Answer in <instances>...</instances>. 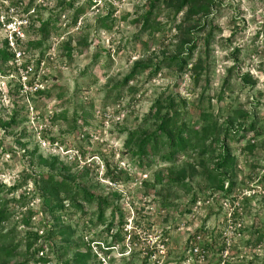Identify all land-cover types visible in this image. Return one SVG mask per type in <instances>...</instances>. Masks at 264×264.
<instances>
[{"label": "rangeland", "instance_id": "obj_1", "mask_svg": "<svg viewBox=\"0 0 264 264\" xmlns=\"http://www.w3.org/2000/svg\"><path fill=\"white\" fill-rule=\"evenodd\" d=\"M152 1L0 2V48L7 40L14 53V61L0 62V184L6 190L18 186L14 193L0 194V204L11 213L4 228H16L15 243L23 252L27 232L40 236L55 224L32 180L49 173L39 158L56 159L58 167L69 169L64 175L87 172L77 185L106 204L103 223H97V202L80 203L76 210L61 198L60 225L80 252L90 247L96 256L91 263L264 264V0H217L204 20L205 31L195 35L199 43L191 61H205L206 83L196 86L189 73L163 68L123 86L135 62L157 64L174 50V27L182 14L159 7L155 15L162 29L140 33L139 18ZM44 22L48 33L40 32ZM79 41L89 46L81 54ZM66 46L73 49L70 56ZM25 67L32 71L26 74ZM242 76L255 83L243 82ZM171 95L185 100L182 113L190 124L201 111L210 113L221 130L237 111L248 114L240 120L245 126L256 122V132L244 139L231 138L232 131L226 139L235 165L223 192L209 188L200 168L186 177V187L167 186L170 169L192 166L193 148L172 162L155 157L147 167L125 149L128 133L142 126L154 102ZM12 117L15 124L5 128ZM153 124L149 119L146 129L153 131ZM157 173L162 183L155 182ZM41 241L36 246L44 244L39 257L45 264L72 259L74 251L66 255L58 249L60 236L51 246ZM107 246L112 247L106 255Z\"/></svg>", "mask_w": 264, "mask_h": 264}, {"label": "trees", "instance_id": "obj_2", "mask_svg": "<svg viewBox=\"0 0 264 264\" xmlns=\"http://www.w3.org/2000/svg\"><path fill=\"white\" fill-rule=\"evenodd\" d=\"M34 1V0H31ZM162 7L169 14L177 16L182 14V19L174 27L177 30L176 43L171 55L164 56L157 64H152L151 60L146 62H135L130 72L123 79V86L133 81L138 75L149 72L150 76L157 75L161 69H170L174 73H189L196 86H199L201 81L207 82V73L205 72V61L198 58L191 63L193 52L198 48V39L196 33L205 31L206 26L204 20L208 19L214 9L218 7L217 0H153L149 4V9L145 15L139 18L141 21L140 33H156L163 26L156 21L155 11ZM158 8V9H157ZM158 11V12H159ZM76 16L73 23H76ZM104 19L100 20L103 22ZM138 22V21H137ZM48 22H44L40 28L41 33H48ZM211 38V32L203 39V43L208 46ZM41 42L38 43V47ZM0 48V62L6 64L14 61V53L8 51L9 43L3 41ZM67 47V46H66ZM68 56L71 55L73 49L67 47ZM89 46L86 41H79L76 51L81 54L87 51ZM230 71V70H229ZM204 78V79H203ZM245 83H255L249 76H242ZM228 79H225L224 84H227ZM205 88L199 95V102L205 97ZM39 92H37L38 94ZM186 104L185 100L178 96H167L165 99L158 98L150 113L145 117L141 127L128 133V137L124 143L126 150L137 158L139 166H150L155 157H159L163 162H172L173 158L178 153H183L187 148H193L195 152V161L192 166L181 167L177 170H169V178L167 186L184 188V181L189 175H197L196 170L201 169V178L209 185L213 192L224 191V179L228 173L232 171L235 165V158L226 147V139L229 133L232 137L240 135L238 139H244L249 133L256 132L255 121L249 126L241 123L240 120L247 119L248 114L244 111H237L234 116L228 118L226 127L221 130L217 122L213 121L212 115L207 111H201L199 119L195 124H190L184 119L182 107ZM149 119L153 121L154 130H148ZM15 124V119L12 117L9 122L3 124L5 128H10ZM237 129V132L234 131ZM150 128V127H149ZM253 146L247 145L246 149L251 150ZM167 151L165 152V150ZM39 163L46 166L49 170L47 174H36L32 180L36 190L43 195V205L47 209V213L56 217V222L50 226L47 232L38 236L36 233L27 232L24 239V250L18 252L21 244L15 243V229L6 230L4 224L11 218V213L5 204H0V264H45L48 261L45 258H40L39 255L45 251L44 244L36 246L38 241L46 242L51 246L50 241L56 235L60 236L59 250L63 254L73 252L72 259L66 261V264H95L91 263L95 259V255L90 247L82 253L79 251L80 245L70 242V234L64 227L60 225L59 213L62 210L61 198L68 200L73 209L79 210L80 203L91 205L97 202L98 222L103 223V215L106 208L104 201L87 193L77 185V181L87 175V172H82L78 175L68 176L62 172H67L69 169L65 166H59L56 159L43 160L39 158ZM58 164V166H57ZM59 170L54 175L53 171ZM155 182L162 183V177L157 173ZM18 186H13L6 190L5 186L0 184V194L6 190L9 193H14ZM26 204L21 205L24 208ZM28 219H24V225H29ZM48 227V226H47ZM111 226L109 225V228ZM117 237V234L116 236ZM98 244V243H96ZM36 246V247H35ZM107 246L106 252L110 251Z\"/></svg>", "mask_w": 264, "mask_h": 264}, {"label": "built area", "instance_id": "obj_3", "mask_svg": "<svg viewBox=\"0 0 264 264\" xmlns=\"http://www.w3.org/2000/svg\"><path fill=\"white\" fill-rule=\"evenodd\" d=\"M5 0H0V2H4ZM17 28V27H16ZM15 28V29H16ZM13 36H15V38L16 39H19V37H21L22 35L20 34V30L19 29H16V30H14L13 32ZM26 68V70H25V72H26V74H29L31 71H32V69H31V67H25Z\"/></svg>", "mask_w": 264, "mask_h": 264}]
</instances>
